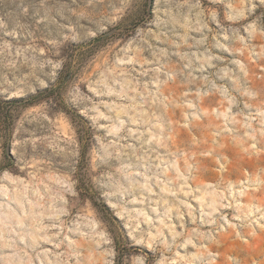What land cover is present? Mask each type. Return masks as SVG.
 Listing matches in <instances>:
<instances>
[{
	"label": "rangeland",
	"instance_id": "374dc122",
	"mask_svg": "<svg viewBox=\"0 0 264 264\" xmlns=\"http://www.w3.org/2000/svg\"><path fill=\"white\" fill-rule=\"evenodd\" d=\"M0 112V264H264V0H0Z\"/></svg>",
	"mask_w": 264,
	"mask_h": 264
},
{
	"label": "trees",
	"instance_id": "16d2710c",
	"mask_svg": "<svg viewBox=\"0 0 264 264\" xmlns=\"http://www.w3.org/2000/svg\"><path fill=\"white\" fill-rule=\"evenodd\" d=\"M49 95H53L52 93H49ZM39 100L37 99V100H35V101H25V102H22V104L24 105V106H26V105H29V106H31V105H33L34 103H37ZM63 111L64 112H66V113H70L69 111H67L66 109H63ZM6 123H7V121H5V115H3L2 114V112H0V131L1 130H4L5 129V125H6ZM76 133H77V135H78V137H79V141L80 142H83L84 140H83V137L80 135V133H79V131H77L76 130ZM88 140V139H87ZM86 140V141H87ZM85 144H86V142H84ZM85 154V150H82V152H81V155L83 156Z\"/></svg>",
	"mask_w": 264,
	"mask_h": 264
},
{
	"label": "water",
	"instance_id": "95a60500",
	"mask_svg": "<svg viewBox=\"0 0 264 264\" xmlns=\"http://www.w3.org/2000/svg\"><path fill=\"white\" fill-rule=\"evenodd\" d=\"M152 3V0H148V6H150Z\"/></svg>",
	"mask_w": 264,
	"mask_h": 264
}]
</instances>
